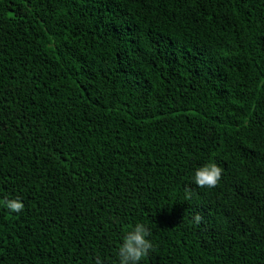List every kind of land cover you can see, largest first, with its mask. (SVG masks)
Masks as SVG:
<instances>
[{
	"label": "trees",
	"instance_id": "16d2710c",
	"mask_svg": "<svg viewBox=\"0 0 264 264\" xmlns=\"http://www.w3.org/2000/svg\"><path fill=\"white\" fill-rule=\"evenodd\" d=\"M6 196L0 264H264V0H0Z\"/></svg>",
	"mask_w": 264,
	"mask_h": 264
},
{
	"label": "clouds",
	"instance_id": "9594fccd",
	"mask_svg": "<svg viewBox=\"0 0 264 264\" xmlns=\"http://www.w3.org/2000/svg\"><path fill=\"white\" fill-rule=\"evenodd\" d=\"M221 174L222 167L215 162H209L194 169L192 181L197 187L211 188L219 182ZM0 203L15 213L22 212L24 208L18 196H6ZM194 219L198 221L199 216L196 215ZM150 235L151 229L142 222H137L125 230L116 249V264H141L154 247ZM95 264H103L99 255L95 257Z\"/></svg>",
	"mask_w": 264,
	"mask_h": 264
}]
</instances>
